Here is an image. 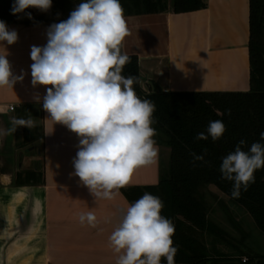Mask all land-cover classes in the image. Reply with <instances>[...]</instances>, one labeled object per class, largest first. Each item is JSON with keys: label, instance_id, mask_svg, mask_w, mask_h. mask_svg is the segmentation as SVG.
<instances>
[{"label": "crops", "instance_id": "1", "mask_svg": "<svg viewBox=\"0 0 264 264\" xmlns=\"http://www.w3.org/2000/svg\"><path fill=\"white\" fill-rule=\"evenodd\" d=\"M82 2L52 0L47 11L29 7L19 13L29 18L12 17L15 0H0V21L18 34L14 44L0 42V55L14 75L23 74L13 88L0 87V128L11 127L12 117L35 121L33 128L18 127L0 138V264H116L109 236L131 203L122 189L112 200L97 199L75 175L80 138L50 120L42 106L45 86L31 83V47L47 44L51 25L40 21L69 18ZM166 2L165 11L124 16L129 34L122 51L139 57L142 87L248 91L250 0H207L206 8L182 13L171 9L172 0ZM156 146V162L135 170L126 187L159 183L170 149ZM35 170L38 183L16 182L19 172L27 179ZM88 211L97 217L95 228L79 221Z\"/></svg>", "mask_w": 264, "mask_h": 264}, {"label": "clouds", "instance_id": "2", "mask_svg": "<svg viewBox=\"0 0 264 264\" xmlns=\"http://www.w3.org/2000/svg\"><path fill=\"white\" fill-rule=\"evenodd\" d=\"M51 5L52 0H15L12 14L29 7L47 11ZM128 34L120 0H84L66 21L49 26L45 46L34 45L30 51L32 86H45L42 106L50 120L67 126L80 138L73 161L75 175L97 199H114L135 170L154 164L158 156L152 127L155 104L137 96L133 85L140 83L138 76L122 75L131 59L122 52ZM17 39V32L0 21V42L11 45ZM22 80L23 74L14 75L6 55H0V87L13 88ZM35 99L39 102L40 97ZM10 123L11 127L0 128V138L12 135L18 127H35L31 117H12ZM225 131L222 120L210 121L206 133L200 132L194 139L211 137L215 142ZM260 140L264 141V132ZM245 144L240 140L219 166L222 179L232 182L233 199L264 168V143L253 142L248 151L242 150ZM205 154L191 153L193 163L204 161ZM163 207L159 197L144 193L123 210L119 225L109 236L116 264H162V258L166 264H175V226L161 215ZM79 221L93 228L98 224L93 211L80 214Z\"/></svg>", "mask_w": 264, "mask_h": 264}, {"label": "trees", "instance_id": "3", "mask_svg": "<svg viewBox=\"0 0 264 264\" xmlns=\"http://www.w3.org/2000/svg\"><path fill=\"white\" fill-rule=\"evenodd\" d=\"M124 16L143 14L168 9L166 0H120ZM207 7V0H172L171 9L176 13L191 12ZM68 18L40 21L59 23ZM123 52V51H122ZM131 58L122 71L139 77L134 84L139 98L149 99L155 104L152 124L156 135L153 139L170 149L169 161L162 164V176L158 184L131 186L122 191L132 204L150 193L159 197L164 204L161 215L170 219L175 226L173 246L178 248L175 264H237L239 256L211 257L203 242L205 234L217 239L230 238L218 224L209 217L210 203L207 192L216 197L210 186L217 187L232 202L244 208L253 218L256 226L264 233V168L257 170L255 182L238 199L231 197L232 182L222 179L219 166L222 158L234 151L240 140L248 151L253 142H261L264 132V0H250V89L248 91H163L155 88L150 92L142 87L139 57ZM222 120L226 131L213 141H196L194 137L205 132L210 121ZM205 154L204 161L193 163L191 153ZM38 171L27 172L25 178L19 172V185L38 183L33 179ZM221 199V198H220ZM224 201L223 199H221ZM244 240V239H243ZM243 242L240 241L238 245ZM242 255L255 264H264V255L244 246ZM162 263L166 260L162 258Z\"/></svg>", "mask_w": 264, "mask_h": 264}, {"label": "rangeland", "instance_id": "4", "mask_svg": "<svg viewBox=\"0 0 264 264\" xmlns=\"http://www.w3.org/2000/svg\"><path fill=\"white\" fill-rule=\"evenodd\" d=\"M12 17H29V15L27 13H18ZM62 17H66V15ZM165 151L167 150L165 149ZM210 189L218 193L220 197L207 192L210 203L209 217L226 231L230 238L228 240L226 238L217 239L213 235L205 234L203 242L207 245L208 254L211 257L219 256L225 258L239 256L242 262L238 261L237 264H255L248 260L247 255L243 256L242 251L244 246H247L255 252L264 255V233L256 226L253 218L244 208L232 202L217 187L212 185ZM240 241L243 243L238 245ZM244 258H246V261H244Z\"/></svg>", "mask_w": 264, "mask_h": 264}, {"label": "built area", "instance_id": "5", "mask_svg": "<svg viewBox=\"0 0 264 264\" xmlns=\"http://www.w3.org/2000/svg\"><path fill=\"white\" fill-rule=\"evenodd\" d=\"M11 109L14 110V106H11ZM244 261H246V258H244Z\"/></svg>", "mask_w": 264, "mask_h": 264}]
</instances>
